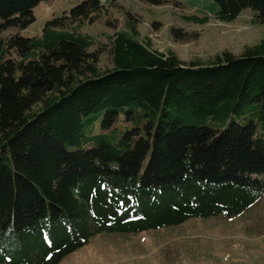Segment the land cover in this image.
<instances>
[{
  "label": "trees",
  "instance_id": "obj_1",
  "mask_svg": "<svg viewBox=\"0 0 264 264\" xmlns=\"http://www.w3.org/2000/svg\"><path fill=\"white\" fill-rule=\"evenodd\" d=\"M44 1L0 0V264H61L97 234L233 218L264 197V37L203 64L130 21L102 69L84 32L102 0L3 37ZM212 1L220 22L250 9L264 27V0Z\"/></svg>",
  "mask_w": 264,
  "mask_h": 264
},
{
  "label": "rangeland",
  "instance_id": "obj_2",
  "mask_svg": "<svg viewBox=\"0 0 264 264\" xmlns=\"http://www.w3.org/2000/svg\"><path fill=\"white\" fill-rule=\"evenodd\" d=\"M84 0H47L34 9L36 21L25 30L9 29L24 37L42 34L47 21L68 13ZM103 13L84 32L99 56L102 69L112 66L109 38L137 23L141 37L152 47L174 52L182 61L208 64L223 51L239 54L264 37V27L253 22L246 9L236 21L222 23L215 16L219 6L212 0H170L154 6L140 0H102ZM208 17L203 25L187 21L190 16ZM179 30L178 38L173 31ZM61 264H264V197L233 218H194L177 226L139 234H97Z\"/></svg>",
  "mask_w": 264,
  "mask_h": 264
}]
</instances>
